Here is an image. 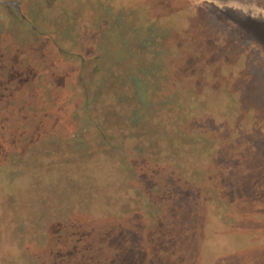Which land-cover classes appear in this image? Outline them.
I'll return each instance as SVG.
<instances>
[{"label": "rangeland", "instance_id": "374dc122", "mask_svg": "<svg viewBox=\"0 0 264 264\" xmlns=\"http://www.w3.org/2000/svg\"><path fill=\"white\" fill-rule=\"evenodd\" d=\"M131 75L154 109L174 94L181 128L201 113L206 142L196 169L206 187L217 196L231 176L243 234L216 213L205 217L207 260L264 264V0H0L1 108L35 102L43 119L68 120L82 101L115 106ZM36 89L42 95L31 102ZM150 129L165 142L166 130ZM250 194L258 202L235 208ZM5 220L0 214V254L11 239Z\"/></svg>", "mask_w": 264, "mask_h": 264}, {"label": "trees", "instance_id": "16d2710c", "mask_svg": "<svg viewBox=\"0 0 264 264\" xmlns=\"http://www.w3.org/2000/svg\"><path fill=\"white\" fill-rule=\"evenodd\" d=\"M141 81L123 79L116 107L82 101L58 122L40 117L35 102L0 107V214L11 238L0 264H217L202 239L213 213L242 236L231 176L216 196L197 173L206 142L201 113L192 111L181 128L172 119L183 112L174 94L154 109ZM41 95L34 90L30 101ZM150 126L167 131L165 142ZM207 149L213 164V143ZM256 202L250 194L235 208Z\"/></svg>", "mask_w": 264, "mask_h": 264}]
</instances>
